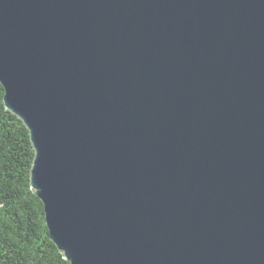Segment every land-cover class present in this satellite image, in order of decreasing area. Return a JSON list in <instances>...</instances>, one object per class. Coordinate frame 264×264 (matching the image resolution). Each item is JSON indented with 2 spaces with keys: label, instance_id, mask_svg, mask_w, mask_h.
<instances>
[{
  "label": "water",
  "instance_id": "95a60500",
  "mask_svg": "<svg viewBox=\"0 0 264 264\" xmlns=\"http://www.w3.org/2000/svg\"><path fill=\"white\" fill-rule=\"evenodd\" d=\"M0 83L71 264H264V0H0Z\"/></svg>",
  "mask_w": 264,
  "mask_h": 264
},
{
  "label": "trees",
  "instance_id": "16d2710c",
  "mask_svg": "<svg viewBox=\"0 0 264 264\" xmlns=\"http://www.w3.org/2000/svg\"><path fill=\"white\" fill-rule=\"evenodd\" d=\"M4 95L0 83V264H71L50 238L31 183L30 130L7 109Z\"/></svg>",
  "mask_w": 264,
  "mask_h": 264
}]
</instances>
